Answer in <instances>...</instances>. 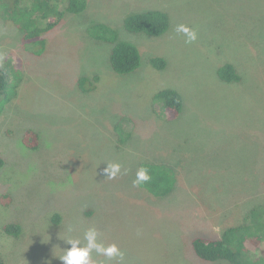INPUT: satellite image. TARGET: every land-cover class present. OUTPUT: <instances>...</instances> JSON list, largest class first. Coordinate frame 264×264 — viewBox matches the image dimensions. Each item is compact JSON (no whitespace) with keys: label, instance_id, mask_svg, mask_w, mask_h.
<instances>
[{"label":"rangeland","instance_id":"rangeland-1","mask_svg":"<svg viewBox=\"0 0 264 264\" xmlns=\"http://www.w3.org/2000/svg\"><path fill=\"white\" fill-rule=\"evenodd\" d=\"M152 8L170 15L164 35L125 28L130 12ZM95 20L140 48L139 69L114 71L112 46L88 34ZM180 24L197 39L186 43ZM19 36L0 18V58L26 57ZM153 56L164 57L166 68H154ZM32 63L0 119V152L8 158L0 171V250L7 264H64L59 257L72 246L65 241L86 244L93 227L98 244L119 246L122 264H231L201 259L192 239L220 237L264 202V0H88L84 12L66 13L47 34L45 58ZM226 63L240 82L220 78ZM96 74L94 91L76 87L81 76ZM164 88L184 97L174 120L153 101ZM122 120L133 136L117 147ZM29 128L39 132L38 149L23 142ZM144 158L175 166L172 194L154 197L133 184ZM110 163L121 165L113 179L104 172ZM6 193L12 199L5 205ZM8 222L22 226L18 238L3 233ZM92 256L121 264L96 249Z\"/></svg>","mask_w":264,"mask_h":264},{"label":"trees","instance_id":"trees-1","mask_svg":"<svg viewBox=\"0 0 264 264\" xmlns=\"http://www.w3.org/2000/svg\"><path fill=\"white\" fill-rule=\"evenodd\" d=\"M87 6L88 0H0V18L6 25L20 33L22 50L27 53L25 58L18 54L0 58V119L11 102L19 96L26 67L33 64L32 61L45 58L47 34L61 22L66 13L79 14L84 12ZM124 25L130 32L157 37L170 29L171 19L167 11L152 8L130 12L124 19ZM87 31L91 38L105 41L112 46L110 62L114 71L125 75L140 68L142 64L140 48L131 41L121 39L115 27L104 21L95 20L89 24ZM150 63L159 70L167 66V60L161 56H153ZM218 74L227 83L242 80V75L232 63L221 66ZM100 79L98 74L91 77L81 76L76 81V87L85 93L91 92L97 88ZM153 101L155 104L163 105L170 120L178 118L184 110L183 94L174 88H164L155 92ZM124 124L122 120L116 125L117 147L125 146L133 136L132 131L121 128ZM22 139L29 149H38L40 145L39 132L33 128L27 129ZM7 163V156L0 152V171ZM138 167H146L151 176L149 181L139 184V187L154 197H167L174 192L178 181L174 165L144 158ZM1 199L6 205L12 197L6 193ZM243 218L238 224L225 229L218 238L194 237L192 247L195 253L201 259L211 262L264 264V202L250 208ZM54 221L58 223L60 216H54ZM2 231L7 236L18 238L22 233V226L8 222L3 225ZM3 253L5 254L0 250V264H7L6 254L4 256Z\"/></svg>","mask_w":264,"mask_h":264},{"label":"clouds","instance_id":"clouds-1","mask_svg":"<svg viewBox=\"0 0 264 264\" xmlns=\"http://www.w3.org/2000/svg\"><path fill=\"white\" fill-rule=\"evenodd\" d=\"M176 31L183 33L186 37V43H192L197 39V32L195 29L185 25L180 24L177 26ZM121 171V165L119 163H110L104 169L109 179L115 178ZM151 179L149 171L146 167H141L136 172V179L133 181L134 185H139L141 183L147 182ZM97 230L89 228L84 234V240L86 244H81L80 239H67L65 242L71 244L70 248H67L62 256L59 258L64 262V264H98L96 260L93 259L92 250L96 249L97 252L101 253L102 256L107 257L109 260L112 258H118L121 264L124 259V254L120 250L119 246L115 243L105 246L104 244H98L96 242ZM103 264V262H99Z\"/></svg>","mask_w":264,"mask_h":264}]
</instances>
